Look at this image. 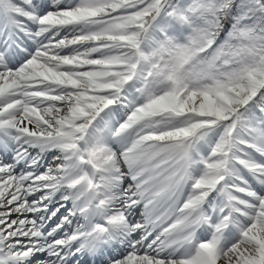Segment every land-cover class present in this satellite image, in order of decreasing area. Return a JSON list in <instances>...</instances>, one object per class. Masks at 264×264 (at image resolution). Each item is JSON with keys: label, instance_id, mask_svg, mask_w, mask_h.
<instances>
[{"label": "snow or ice", "instance_id": "obj_1", "mask_svg": "<svg viewBox=\"0 0 264 264\" xmlns=\"http://www.w3.org/2000/svg\"><path fill=\"white\" fill-rule=\"evenodd\" d=\"M0 264H264V0H0Z\"/></svg>", "mask_w": 264, "mask_h": 264}]
</instances>
